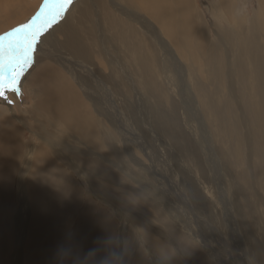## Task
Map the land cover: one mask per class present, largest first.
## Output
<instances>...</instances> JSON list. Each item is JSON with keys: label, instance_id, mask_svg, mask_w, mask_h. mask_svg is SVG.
I'll return each instance as SVG.
<instances>
[{"label": "bare ground", "instance_id": "6f19581e", "mask_svg": "<svg viewBox=\"0 0 264 264\" xmlns=\"http://www.w3.org/2000/svg\"><path fill=\"white\" fill-rule=\"evenodd\" d=\"M20 2L24 1L17 0L13 6ZM260 2L261 7H255L253 20L238 21L233 28L213 26L215 35L211 49L207 50L211 39L206 37L208 31L192 0H73L64 18L41 36L35 53V69L29 68L21 79L26 89V100L19 101L20 95L12 91V94H6V99L0 97V194L7 195L5 192L11 188L13 211L10 215L15 218L17 238L23 235L25 215L31 213V223L33 217L35 219L27 230L24 264L28 259L32 264H58L56 251L65 237L67 220L72 219L75 213L72 214L71 208L62 211L54 207L56 204L48 193L52 187L55 190L69 184L83 196L85 203L87 200L94 203V198L96 201H109L104 198L106 188L103 189L100 183L106 179L115 182L118 178L112 180L114 175L104 162L121 166L122 172L128 167L122 161V151L118 147L121 145L116 138L118 136L125 142L128 151L137 146V132H133L134 128L129 127L123 117L132 116L139 123L141 116L135 103L138 85L142 90L155 94L164 105L171 99L165 93L157 72L161 62L164 66L171 64L175 74L180 76L179 80L173 75L170 79L164 70L165 79L172 82L178 98H174L176 104L171 111L175 118L172 121L158 119L154 124L148 121L152 130L157 131L158 128L166 130V133L173 132L182 146L199 160L200 166L212 165L213 171L207 166L206 172H214L215 176L218 168L215 151L206 148L210 144L209 136L211 138L204 129L208 125L193 115L203 107L217 136L234 143L228 149L231 156L234 154L244 161L252 154L256 155L262 165L260 180L264 185V0ZM38 3L39 0L35 1L33 12ZM224 3L231 5L232 0H224ZM111 10L117 12V17ZM33 12H29V16V13L25 16L18 12L17 17L10 18L9 14H3L5 11H0V33L22 24ZM152 39L162 54L153 48L149 41ZM46 41L47 47H43ZM11 99L17 105L12 106ZM178 101L181 107H178ZM180 108L186 110L183 120L179 116ZM184 122L194 124V145L180 133L183 132L180 124ZM139 128L141 130L142 127ZM184 132L187 133L185 129ZM238 144L249 153L242 148L239 151ZM207 150L212 152V158L204 155H208ZM108 156H116L118 160ZM194 177L184 172L183 178L187 183H183L189 190L192 203L201 207L205 198ZM158 193L161 194L160 191ZM4 202V198H0L2 207ZM3 212L5 208H0V213ZM225 214L226 224L235 221L231 209ZM172 216L174 219V214ZM250 216L252 222H241L252 231L262 219L260 230L264 241V214L253 212ZM102 219L103 211L99 210L96 215L99 230L103 229ZM205 224V227L200 226L205 232L201 239H197L199 227H187L185 232L203 247V250H197L200 261L206 264H251V261L264 264L262 241L251 236L245 242L242 234L244 238L236 241L237 248L231 253L228 241L221 240L223 230L219 235L215 223ZM167 227L165 236L169 240L173 230ZM86 228L77 234V246L82 251H87ZM101 231L97 232L98 239L103 236ZM148 239L155 250L158 240L151 233H148ZM20 245L16 244L14 264L22 262ZM132 245L136 247V241L132 240ZM185 255L190 254L186 252ZM174 264H179L178 258Z\"/></svg>", "mask_w": 264, "mask_h": 264}, {"label": "rangeland", "instance_id": "374dc122", "mask_svg": "<svg viewBox=\"0 0 264 264\" xmlns=\"http://www.w3.org/2000/svg\"><path fill=\"white\" fill-rule=\"evenodd\" d=\"M16 1L17 0H0V11L3 12L5 11L6 13L3 14H9L10 18L12 17L15 18L20 13H23L26 16L29 12L31 11L33 12L34 4L35 1L37 0H22L24 2L22 3L20 2L18 3V5L13 6V4ZM258 1L260 2V0ZM259 2H257V0H246V3L248 4L247 12L244 15V17L241 18L239 21L242 22L243 20H249V21L251 19L253 20L256 16V10H257L255 7L257 6L261 7L260 6L261 2L260 3ZM42 3L43 0H39L38 3L39 5L35 9V11L31 13L33 16L39 11ZM207 3L208 0H192V4L196 8L197 12L201 15L203 19L202 22L204 23V27L208 31L206 32L207 35L206 37H209V39H211L210 44L207 48V50H210L212 38L215 35L214 27L216 25L213 22H211V20L208 18L204 10V6H206ZM234 3H236V0H232V4ZM111 12L114 17L115 16L117 17V12L115 13L114 10H111ZM29 15L30 13L27 16ZM32 15L23 23L28 22L33 17ZM208 25L211 30H209ZM201 35H203V31ZM149 41L153 44V48L156 50V52L157 53L159 52V55L162 54L160 49H158L157 44H155L156 43L155 40L152 39V41L151 40ZM47 43L48 41L44 42L42 46L47 47ZM174 52L176 56L179 57L175 49ZM35 64H36V57L33 65L30 68L35 69ZM164 70L166 71V74L169 77H171L170 79H172V75H173L176 80H179L180 76H177L175 74V72L173 71V66H171V64L167 63L165 66L162 62L159 64V68L157 72L160 75V81L164 84L165 93L169 94L168 96L169 98H171L170 99L171 103L170 101H167L165 105L162 104L161 102H159L160 99L158 100V98H156L155 94L150 93L146 90H142L141 87H139L138 85L135 103L138 104L137 105L138 115L141 116V118L139 119V123L137 121H134L132 116L126 115L123 117L126 121V124L129 127L131 126L132 129L134 128L133 132H137L135 134L138 138V140L136 139L138 143L135 142L137 146L136 147L134 146L133 149H130L128 151L125 142H123L122 139L118 136L116 138V140H118L119 142L118 144L121 145L118 147H119V151H122L120 152L123 157L122 161L125 162V164L128 167L125 169V172H122L124 170H121L122 169L121 166L115 167V165L111 164L110 162H104L105 163L104 165H107L105 167L110 172H112V174L115 177V178L113 177L112 180L113 179L116 180L118 178L115 182H111L108 181V179H106L107 181L105 180L104 182L100 183L101 187L103 186L102 187L103 189L106 188L105 191L108 192V193L106 192L104 193V198L106 197L105 198L106 200L108 199L110 202L116 203L117 206H114V204L110 203L109 201H104V200L96 201L95 198H94L95 201L94 203H89L88 200L85 203V199H83V196L78 194L76 192V189L71 187L69 184H66L65 186L59 188L55 187L56 188L55 190L54 187H52L50 191L48 190V193L50 192L49 194L52 197L53 203L56 204V205L53 204L56 209L60 208L62 211H64L66 208H71L73 209L72 214L75 213L74 214L75 216L73 215L72 219L67 220L68 223H66V227L64 229L65 237L61 239L62 241L61 244H65L71 240L75 245H77V234L79 231H81L83 228L86 227H87L86 229L88 230V236L86 237V241H85L87 250L97 246L96 241L98 240V238L96 236H97V232L101 230H103L101 231L103 233L102 238L106 237L107 235L115 231L120 234L121 238L126 237L132 243V240L135 241L134 239L135 229L139 227H143L144 229L147 230L148 233L153 234V238H155L158 241L170 242L171 244L174 243L175 245L174 244L173 245L176 246L177 248L178 247L181 248V243L187 247V253H189L190 255H185L184 251L181 250V255L177 257L179 260V264H206V262L200 261L197 258V253H198L197 250H201V249L203 250V247L199 246L198 243H196L192 239L193 237L185 232L187 230V227H197V228L199 227L198 228L199 234L197 239L198 238L201 239L205 235V232L201 227H205L206 226L205 223L207 222L208 223L213 222L215 223L216 228H218L219 235H221L220 230H223V233L221 235V240L228 241L229 243L228 251H230L231 253L235 252L237 248L236 241L244 237H245L244 240L246 242L247 241L246 238L253 236L258 241L260 242L262 241L264 247V241L262 239L261 230H260V228L263 227V223H261L262 219L254 227L256 229L255 230L253 229L252 231L248 229L247 224L245 225L242 223L243 221L252 222L253 218L250 215L253 212L258 214H262V213L264 214V185L261 184V180H260V174L263 171V169H262V165L256 159L257 158L256 155L251 153L253 156L251 158L248 156L249 158L247 157L248 159L244 161H240L239 159H237L236 155L234 154L233 156H231L228 153V149L230 147V144H234V143L233 142L230 143L228 140H225L224 138H220L219 136H217V134L211 127L212 124L209 121V117L207 113L205 112L203 107H202V111L199 107L196 113L193 115H195L201 123L208 125V127L204 129L206 130L205 132L207 135H211V138L209 136L210 144L209 146L206 145V148L209 147L207 149L211 148L213 149V152L215 151L214 152V155H216L215 162H217L218 165L217 175L215 174L216 176L215 178L214 172L211 173L212 176L209 173V171L206 172L208 168L211 172L213 171L212 165L209 164L210 166H208L207 164L208 168L207 166L205 168H203L202 165L200 166L199 160L196 157H194L193 154H191L192 152L186 150L182 146V144L179 142L178 138L173 132L166 133L167 132L166 130L160 131V129L158 128H157L158 131L157 132L155 131L156 129L152 130V128L149 126V122L151 124H154V121L158 119L172 121L173 118H175L171 111H173L175 107L174 105L176 104L174 98L175 97L178 98V96L174 91V87H173L174 85L172 84V82L169 81V83L171 84L170 85L168 83V80L165 79ZM21 86L23 88L21 87L22 92L20 94L21 99L19 101H22L24 99L26 100V95H25L26 89L22 84ZM9 93L12 94L13 92L11 93V91H9ZM9 93L7 95H10ZM9 101H11L12 106L17 105L16 101L14 102L12 99ZM24 103L26 104V101ZM177 105L178 107L179 105L181 107V103L179 101L177 102ZM4 107H7V105H4ZM185 112L186 110L184 108L179 109V116L182 120L186 115ZM139 116L137 118H139ZM143 121L144 123H142ZM145 124H147L148 126ZM186 124H187L186 122L180 124L181 127H183V132L180 133L182 134V136H186V138L189 141L192 140L191 143L194 145L193 143L195 140V136L193 135V132H195L193 130L194 124L191 125L190 124L186 125ZM140 126L142 127L141 130L139 128ZM149 129H151V132ZM184 129L186 130L187 133L184 132ZM190 129L193 131H191ZM133 132L131 131L132 135ZM146 134L149 136H147ZM147 142L148 143L151 142V144H148ZM227 144L229 145L227 148H225ZM190 146L192 145L190 144ZM148 147L152 150L150 151ZM237 147L239 151L241 150V148L247 151L240 144H238ZM124 150H126V152ZM224 150H226L227 152ZM207 153L208 155H206L205 153L204 155L210 156L209 158H212L213 156L212 152L207 150ZM108 157L112 158L113 160H118V157L116 156H108ZM183 167L185 168L184 170L182 169ZM184 172L193 175V177L195 176L194 177L195 179L197 178L196 179V181H198L197 185L201 189L203 196L205 198V203H202L201 207H198L196 206V204L192 203L193 199L190 197V193L189 190L187 189L186 184H184L187 183L183 178ZM149 183H151L152 185H150ZM10 184L8 185V187L10 186ZM149 185L153 187L151 188ZM154 186H158V187H154ZM178 186L180 188H178ZM156 189H158L161 194L158 193L159 192L158 190H157L158 192L155 191ZM10 190L11 188L9 187L8 192L7 191L5 192L6 194L8 193L7 195L0 194V198H4L5 201L3 203L4 204L3 207L0 205L1 209L5 208V212H3L4 214L0 213V216L2 217V219L0 218V264H14L13 254L15 253L16 244H21L20 246H22L21 250L23 251V253L21 251L22 254L20 255L21 257H23L21 259L22 260L21 264H24V262H26L25 242H27L26 240L28 238L27 230H29L28 229L29 226L31 228V226L35 223V219L33 217L32 220L33 224H32L30 222L31 213H28V215L26 214L27 216L25 215V217L23 218L24 221L23 235L20 236V238H17V228L15 226L16 223L15 218L12 216L13 214L10 215V213H12L13 211L12 210L13 204L11 203L13 201L12 200L13 198L10 195L11 194ZM12 191H14V188ZM64 191L67 192V194L64 193ZM152 192L154 195H152ZM13 196L15 195L13 194ZM119 199H121L122 201H120ZM96 202L98 203V205L96 204ZM205 205L206 207H204ZM229 206H232V208H230ZM170 208L172 209L170 210ZM228 209L229 210L231 209V212H233L235 216V221L231 223H227L229 225L226 224L227 220L224 219L226 215L225 212H227ZM99 210L103 211V219H102L103 229L101 230H99L98 227L96 226L97 225L96 215ZM209 212L211 213L208 214ZM240 213L241 215H239ZM172 214H174V219L180 218L182 220L180 219L174 220ZM242 216H244V219L242 218ZM182 225L185 228H183ZM167 226H170L173 230L171 231L172 234L170 233L171 239L169 240L165 236L166 235L165 233L168 230ZM242 234L244 237H242ZM215 236L217 235L215 234ZM93 237L94 240L92 239ZM22 242L24 243L22 244ZM247 245L248 244H246V246ZM151 247L152 246L149 241L148 248L151 255L150 257H148L145 256L144 253L139 249L138 244L136 247L132 245V252L131 255L127 258L126 264H137L139 261H141L142 264H155L156 254H155V250L152 249ZM30 255L31 254L28 255V258L30 257ZM253 262L254 261H251V264H257L256 262L254 263ZM27 264H32L30 263L29 259L27 261ZM207 264H212V263H207Z\"/></svg>", "mask_w": 264, "mask_h": 264}, {"label": "clouds", "instance_id": "9594fccd", "mask_svg": "<svg viewBox=\"0 0 264 264\" xmlns=\"http://www.w3.org/2000/svg\"><path fill=\"white\" fill-rule=\"evenodd\" d=\"M246 0H236L232 5H226L224 0H208L204 10L208 18L218 29L233 28L247 12ZM135 241L145 256L150 257L147 230L143 227L135 229ZM96 247L82 251L71 240L61 244L56 251L58 264H126L132 252V243L128 238H121L118 232H112L96 241ZM155 264H174L181 255V250L187 252V247L181 243L177 248L170 242L158 241L155 245Z\"/></svg>", "mask_w": 264, "mask_h": 264}, {"label": "snow or ice", "instance_id": "6c2138e0", "mask_svg": "<svg viewBox=\"0 0 264 264\" xmlns=\"http://www.w3.org/2000/svg\"><path fill=\"white\" fill-rule=\"evenodd\" d=\"M73 0H43L39 11L26 23L0 33V97L9 91L21 94V79L33 65L41 36L57 24Z\"/></svg>", "mask_w": 264, "mask_h": 264}]
</instances>
